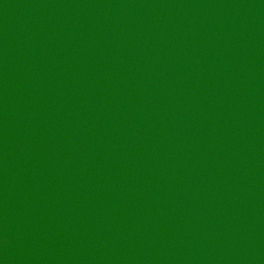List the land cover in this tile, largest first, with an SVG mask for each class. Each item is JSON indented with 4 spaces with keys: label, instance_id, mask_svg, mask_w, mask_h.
Wrapping results in <instances>:
<instances>
[{
    "label": "water",
    "instance_id": "1",
    "mask_svg": "<svg viewBox=\"0 0 264 264\" xmlns=\"http://www.w3.org/2000/svg\"><path fill=\"white\" fill-rule=\"evenodd\" d=\"M0 264H264V0H0Z\"/></svg>",
    "mask_w": 264,
    "mask_h": 264
}]
</instances>
